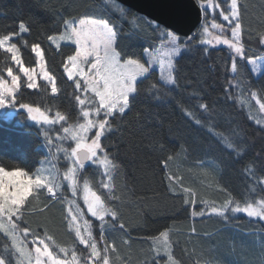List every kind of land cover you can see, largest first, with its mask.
<instances>
[{
  "label": "snow or ice",
  "instance_id": "6c2138e0",
  "mask_svg": "<svg viewBox=\"0 0 264 264\" xmlns=\"http://www.w3.org/2000/svg\"><path fill=\"white\" fill-rule=\"evenodd\" d=\"M189 4L196 12L195 23L182 0H162L156 14L148 15L134 11L126 0H105V11L99 15L85 12L62 19V29L48 35L47 40L57 49L64 42L67 49L62 53L66 56L63 74L74 89L75 105L71 112L52 113L51 109L42 110L19 99L25 89L47 90L50 85L54 99L61 89L46 66L40 43L31 44L34 58L29 61H34L39 71L25 66L21 47L26 48L28 41L23 44L21 41L30 32V25L21 21L18 31L0 35V49L10 54L15 65V71L12 66L6 67V77L0 74V121L10 122L17 109L24 111L32 126L38 127V135L42 133L43 143L35 150L43 153L44 162L56 161L51 168H43V162L39 161L18 167L0 161V241L4 248L0 264H114L113 255L120 260L114 236L131 237L117 203L115 181L121 161L109 142L119 123L142 99L159 101L165 90H174L178 83L176 64L193 45H203L205 51L214 41L227 45L232 52L233 73L237 72L238 60L249 65L252 74L264 73V57H252L253 50L246 47L244 36L251 38L252 32L243 23L246 9L239 0H189ZM218 18L222 22L218 23ZM125 23L129 26L127 36L122 35ZM138 23L146 25L152 33L149 39L153 43L141 50L121 43L140 36L144 29L137 30ZM209 24L220 34L212 36ZM227 31L231 39L224 35ZM155 41H159V48ZM256 42L264 46V30L256 34ZM37 77L42 78L39 84ZM231 88L239 89L240 83L229 82L226 97L231 98ZM249 95L264 112V90L259 96L255 91ZM193 98L199 102L184 110L185 116L205 131L221 154L211 162L201 160L198 166L217 170L216 159L229 167L239 165L245 174L251 173L253 187L245 186V191L237 192L220 184L223 202L217 205L205 201L195 190L183 186L181 176L169 172L176 154L173 148L160 161L168 190L182 199L185 211L190 209L193 219L214 215L227 222L243 214L264 221V165L259 167V176L253 172L256 161L264 162V150L246 163L248 148L237 128L209 122L205 129L202 119L212 120L211 107L201 97L194 94ZM255 122L264 131V122L259 119ZM181 150L187 151L183 147ZM34 202L42 207L37 208ZM57 204L64 210L69 233H74L71 248L61 247L46 230L38 232L27 222L30 210L42 214ZM195 233L193 227L192 234ZM150 239L162 242L155 244L151 260H145L144 264H181L172 251L170 230L160 231ZM123 243L128 244V240ZM120 264L125 262L121 260Z\"/></svg>",
  "mask_w": 264,
  "mask_h": 264
},
{
  "label": "trees",
  "instance_id": "16d2710c",
  "mask_svg": "<svg viewBox=\"0 0 264 264\" xmlns=\"http://www.w3.org/2000/svg\"><path fill=\"white\" fill-rule=\"evenodd\" d=\"M239 2L246 9L243 23L252 32L251 38L244 36L246 47L253 50L250 53L252 57L264 56V46L256 42V34L264 30V0ZM104 11L105 0H0V35L18 31L21 21L30 25V32L21 41V44L28 41L26 48L21 47L25 66H36L34 61L29 63L34 58L31 44L40 43L46 66L61 89L55 99L50 85L47 90L25 89L19 98L22 102L42 107V110L51 109L52 113L56 110L73 111L74 89L63 74L66 56L62 53L67 49L63 47L64 43L57 49L47 36L61 30V20L70 15L79 16L85 12L99 15ZM217 22H222V18ZM136 27L137 30L144 29L140 36L124 39L121 43L141 50L153 43L149 39L152 33L146 25L138 23ZM128 32L129 26L125 23L122 35L127 36ZM225 33L231 35L230 31ZM155 46L159 48V41H155ZM204 47L193 45L178 61V83L173 91L165 90L159 101L142 99L110 137L113 151L121 161L120 174L115 181L119 197L117 203L131 237L114 236L120 257V260L116 255L111 257L114 264H120L121 260L125 264H144L145 260H151L154 244L150 238L164 230H170L172 251L181 264H264V221L243 214L227 222L214 215L191 218V210L185 211L182 199L168 190L166 174L161 168V159L171 154L174 148L176 154L169 164V172L181 176L183 186L195 190L199 198L217 205L224 199L219 192L220 184H226L237 192L245 191V186L253 187L251 173L245 174L239 165L229 167L216 159L217 170L198 166L201 160L211 162L221 154L205 131L185 116L184 110L199 102L193 98L194 94L201 97L202 102L211 107L212 120L202 119L205 129L209 122L231 124L237 128L248 148L246 163L251 162L264 150V131L255 122L256 119L264 122V113L249 93L262 94L264 73L252 74L248 70L249 65L239 60L237 72L233 73L232 52L227 45H208L207 51ZM7 66H12L15 71L10 54L6 55L0 49V74L6 76ZM41 82L39 77L37 83ZM229 82L240 83L239 89H229L231 98L225 95ZM41 143L42 133L38 135V127L32 126L24 111H17L10 122L0 121V161L4 164L18 167L22 163L41 162L44 155L35 150ZM181 147L187 151H182ZM261 165L264 162L256 161L253 168L257 176ZM34 204L37 208L42 207L39 202ZM27 222L38 232L46 230L61 247L74 246V233H69L58 204L42 214L30 210ZM193 227L195 234H192ZM123 240H128V244ZM3 251L0 241V252Z\"/></svg>",
  "mask_w": 264,
  "mask_h": 264
},
{
  "label": "water",
  "instance_id": "95a60500",
  "mask_svg": "<svg viewBox=\"0 0 264 264\" xmlns=\"http://www.w3.org/2000/svg\"><path fill=\"white\" fill-rule=\"evenodd\" d=\"M126 2L133 7L135 11H140L145 15L156 14L157 12V5H159L162 0H126ZM184 6L187 7L190 20L195 23L197 20L196 12L191 9L189 4V0H182Z\"/></svg>",
  "mask_w": 264,
  "mask_h": 264
},
{
  "label": "rangeland",
  "instance_id": "374dc122",
  "mask_svg": "<svg viewBox=\"0 0 264 264\" xmlns=\"http://www.w3.org/2000/svg\"><path fill=\"white\" fill-rule=\"evenodd\" d=\"M209 31L212 33V36H215V35H219L220 34V31L219 30H214V29H211V27H210V24H209ZM224 35H226L227 36V34L226 33H224ZM229 39H231V35L230 36H227ZM208 38H212V37H208ZM61 44H63L64 42H60ZM213 44H215V41L213 42ZM216 45H218V44H216ZM154 54H156V55H160V53H154ZM261 57H264V56H261ZM259 58V57H258ZM36 67V70L37 71H39V68H38V66L36 65L35 66ZM6 77V76H5ZM38 78L39 77H37V80H38ZM10 79V78H9ZM42 79V78H41ZM0 111H2V110H0ZM17 111H19V109H17L16 110V112ZM264 113V112H263ZM53 134H55V133H53ZM73 146H74V144H73ZM41 162H43V164H42V167L43 168H51L52 167V165L53 164H56V161L54 160V159H50L49 161H47V162H44V158L42 159V161ZM39 166H41V165H39ZM38 166V167H39ZM59 205V204H58ZM60 206V205H59ZM61 207V206H60ZM62 208V207H61ZM62 212H63V214H64V210L62 209ZM153 242V241H152ZM162 241L161 240H157V241H155V242H153V244H154V246H155V244H159V243H161Z\"/></svg>",
  "mask_w": 264,
  "mask_h": 264
}]
</instances>
